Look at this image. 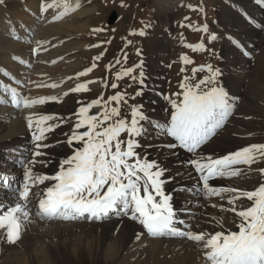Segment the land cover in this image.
I'll return each instance as SVG.
<instances>
[{
	"label": "snow or ice",
	"instance_id": "6c2138e0",
	"mask_svg": "<svg viewBox=\"0 0 264 264\" xmlns=\"http://www.w3.org/2000/svg\"><path fill=\"white\" fill-rule=\"evenodd\" d=\"M4 4L5 0H0V5ZM79 6L77 3L76 7ZM52 8L62 9L53 16V21L75 11L70 0H51V3L42 2L39 5V11L44 13ZM100 30L94 29L97 32ZM196 31L209 33V25L205 23ZM139 35L143 36L145 32L141 31ZM207 40L209 43L214 42L217 35L211 33ZM36 43L40 44L39 41ZM185 47L193 52L208 51L215 54L210 47L206 48L204 40L186 44ZM32 51L35 54L39 48ZM137 54H140L139 51ZM95 59L99 60L100 57ZM180 60L185 65L194 63L187 55H181ZM20 63L26 62L21 60ZM95 67L93 64L80 71L76 74L77 78L87 77ZM183 71L185 69L182 68ZM133 72L134 67H127L116 73V79L131 76L132 80H136ZM198 72H207L208 75L196 80ZM3 75L7 77L9 73L4 71ZM143 76L141 72V84L144 83ZM220 76L221 69L213 68L211 64L193 68L192 75H185L180 82V91L166 97L170 110L164 122L152 119L143 110V105H131L130 114L123 115L120 105L127 104L128 99L121 91H116L106 100L104 97L92 100L79 107L67 120L58 114L29 116L27 127L32 132L33 147L28 155L14 158V163L21 168L22 178L13 184L10 180V176L15 178L12 173L0 174V182L4 190L9 192L8 198L13 201L0 203V232L3 233L0 240L15 245L22 239L24 230L32 222L30 205L34 204L35 216L40 220H105L112 215L127 217L140 226V232L135 235L137 241L145 234L152 238H186L202 245L206 264H264V183L253 190L210 183L218 178L231 179L247 175L252 171V165L264 160V143L229 150L219 156L204 153V146L218 136L237 106L238 98L218 82ZM15 83L23 85L20 80ZM92 83L93 80L77 83L69 91L88 92V85ZM38 86L57 87L55 83ZM3 88L10 95L11 104L17 108L22 106L27 109L46 102H61L57 96L28 98L22 96L17 87L3 85ZM111 88L118 89V84L111 83ZM141 94L137 92L136 96ZM67 95L69 92L64 93V96ZM131 99H135V96ZM0 103L6 101L0 100ZM94 107L100 110L90 114ZM72 117L75 118L74 123ZM64 123L69 124V131L63 133L64 139L54 138L56 130ZM149 129L159 141L160 152L182 149L190 154L185 164L194 171L200 184L196 189L197 195L225 201L227 207L220 203H213L211 207L233 213V224L238 230L226 231L224 217L219 220L212 217L221 229L214 232L193 231L191 226L182 230L178 226L185 224V221L178 219L173 196L165 191L168 182L166 173L169 170L159 161L142 156L138 151L141 147L140 138ZM122 134H126V138ZM50 136L53 138L50 139ZM60 147L70 149L71 154L59 157L55 149ZM172 154L175 155V152ZM50 167H55L52 174L39 170ZM257 171L264 177V168ZM180 190L193 191L188 187H181ZM245 200L250 204H245Z\"/></svg>",
	"mask_w": 264,
	"mask_h": 264
},
{
	"label": "rangeland",
	"instance_id": "374dc122",
	"mask_svg": "<svg viewBox=\"0 0 264 264\" xmlns=\"http://www.w3.org/2000/svg\"><path fill=\"white\" fill-rule=\"evenodd\" d=\"M85 1L87 4H82ZM204 1L206 4L197 3L196 0H183L181 3L177 2L176 4L167 2L161 3L160 0H70L74 8L76 4L79 3V7L91 6L92 8L96 7V10L88 14L78 15L76 12L82 11V9L76 7L73 13L69 12V14H73L72 16L67 14L59 20H44L45 24L41 25L39 21L41 18L37 17L35 14L36 12L40 13L37 8L40 5L39 2L48 3L47 0H35L36 3L33 2L32 4H30L29 0H5L6 4L0 5V7L7 9V13H9L12 18L18 17V19L16 20V27L13 29H11L12 24L10 22L8 23L7 21L5 24L2 19L0 20V48L9 46L10 40H12V42L19 44L16 48L22 51L20 54L21 56L24 54L25 57H31V54L28 56L27 52H31L29 48L34 42V44L31 45V49L39 48V52L33 53V55H36L33 61L35 62L38 60L37 63H39L38 69L35 68L34 73L40 74V77L42 74L41 79L39 78L38 80L49 79L47 81H49L48 85H50V83H54L53 81L55 80H53V77L56 75L57 84L62 82V79H65L61 86L64 89L66 86L71 87L68 85L72 80H79L76 74L83 71V67L86 69L88 66L93 64L96 65L92 71L94 74L91 72L86 78L87 81L93 78V80L96 79L99 82L92 83L94 86L89 87L88 92H70L69 95L64 98L62 97V104H64V106H61L59 102L56 104L57 107H61V113H58V109L56 113L65 119H68L73 112L78 111L79 107L91 103L94 99L100 98V95L101 97L104 96L106 100L109 96L114 95L116 91H121L125 93L128 99L127 104L120 105L123 115L128 116L130 114L131 105H143L144 107H149L145 108V113L158 116L155 120L160 121L159 117L161 118L162 116L167 118L169 115L170 105L166 97L180 91V82L185 75H192L190 72L193 66L195 67V65L201 63H209L213 68L219 67L221 69L222 76L218 78V82L224 87L227 84L229 91L234 92L235 97L238 98L233 116L230 117L228 123L216 138L227 141L238 147L264 143V0ZM22 4H24V7H21ZM190 4H192L191 9L187 11ZM25 5L29 8V12L31 6H37L36 11L32 12V15L26 16ZM199 5L202 9L204 5L207 6L204 22V13L200 11ZM193 7L196 8V11H193ZM58 10L61 9L52 8L48 11L56 12ZM111 14L117 16L115 22L109 21ZM254 14H257V24L254 19ZM23 15L25 16L22 22L19 20V17ZM0 16H2V14H0ZM33 16L38 22V26L36 30L33 29L29 31L30 34L35 31V34L32 42L28 44L27 42H29L28 39L30 40V38H25L28 33L24 31L22 27L24 26L26 29L27 26H29V18ZM186 17L188 19H185ZM36 21L33 22L32 25L35 26ZM69 22H71V26L65 28L64 25L66 24L67 26ZM205 23L210 27L209 33L206 36L202 35V31H196V29L201 28ZM80 25L86 27L83 32L70 30ZM86 25H88V27ZM181 25H183V27H181ZM189 25H191V27H189ZM95 26L97 29L101 30L98 32L94 31V29H96ZM21 30L25 33V35L21 34L22 44L17 42L13 37L15 32ZM141 31H144L145 35H139ZM250 31H253L255 34L249 35L252 34ZM131 33L136 34L133 35ZM211 33L217 35V40L209 43L207 37ZM168 35L172 36L168 37ZM110 36L113 37L112 40ZM166 37L169 40H166ZM35 40L36 42H40L37 47ZM201 40H204L206 48L210 47L215 54L203 51L193 52L190 49H186V52L191 54L194 58V63L183 65L179 61L180 56L184 54L183 43ZM235 42L240 44L246 42L248 47L249 43H252L254 48H249L251 54H253L252 57L249 59L246 58L240 51L239 46H236ZM82 43L85 45L81 46ZM71 44L80 46L66 53L67 55L65 53L63 54L61 52L62 49L66 46H71ZM45 46L47 47L44 48ZM7 49L9 48L7 47ZM7 49H0V55L7 58L9 66H11L10 71H14V75L18 77V79L22 78L23 82H25V77H19L21 71L23 73V70L20 69L21 66L18 68L19 64L17 61L15 62L14 58L13 61H10L14 52L9 51L8 54L11 56L7 55L5 52ZM25 49L27 50L25 51ZM42 50L46 51L40 53ZM138 51L140 53L139 55L137 54ZM47 55L50 57L54 55V60L57 59L58 62L56 64H51V62L46 59ZM17 56H19V54ZM97 56L100 57L99 60L95 59ZM115 56L120 61L119 64L116 63L117 60H115ZM125 57H127V59H125ZM45 60L46 62H44ZM64 60L67 61L65 62ZM63 61V65H60L61 69L54 71L56 73L49 72V75L46 71L40 73L39 68L43 65L47 67L51 64V66L53 65L55 67L58 64H62ZM123 64L125 65L123 66ZM137 65H141V67H136ZM71 67H74L73 72L70 70ZM127 67H134L132 75L136 76V80H132L131 76H126L117 80L116 73L121 72ZM182 68L185 69V71L181 72ZM3 69L4 66L2 67L0 64V79L5 82L2 72ZM25 72L28 75L29 73L32 74L30 70ZM141 72L144 73L143 80L150 77L153 81L152 83L151 80L150 82L146 80V87L151 86L153 90H158L161 86L163 87V98H159L156 94H152L149 100L145 102L142 98L143 93L136 96L137 92H141ZM53 73L55 74L54 76H52ZM91 74H93L94 77H91ZM203 74L204 75L196 74V80L208 75L207 72H203ZM81 79L82 78H80V80ZM83 81L87 82L85 80H81L80 82L83 83ZM113 82L118 84V89L114 90L111 88V83ZM38 84L40 85L41 83L36 81L34 86L33 83L26 85L23 88L22 94L28 96L30 86L32 88L31 90H35L41 87L38 86ZM52 89L53 87L51 89L48 88L50 91H48V93L44 92V95H50L49 93L52 95L54 93ZM133 96H135V99H131ZM29 97L34 98L32 95ZM39 97L41 96L36 98ZM158 98L160 100H158ZM151 101H155L153 105L152 103L149 104ZM50 103L52 102H48V109H52ZM2 106L3 107L0 109H3L5 104H2ZM155 107H157V109L153 111ZM30 110L29 108H20V112L16 113L9 122L11 123V121L18 120L21 116L19 115L20 113L22 115L28 114L27 111ZM94 110L99 111V108ZM146 110L148 111L146 112ZM165 111H167L165 115L161 114V112ZM156 113H159V115ZM149 116L151 117V115ZM74 121L75 118L72 117V122L74 123ZM22 126L29 129L27 124H23ZM66 126L69 128L68 123H66ZM3 128L4 127H2L1 130H3ZM2 133H4V131L0 132V135ZM148 133V135L146 134L147 138L153 134V131L149 129ZM122 135L126 138V134ZM216 138L209 144L216 141ZM141 140L147 141L148 139ZM139 151H142L146 156L142 148ZM1 153L3 152L1 151ZM259 168H264V160H260L252 165V171L247 175L242 174L240 177L233 178V181L236 182V187L250 190L256 186L258 187L261 182L264 183V177H261L257 171ZM244 203L250 204V202L246 200ZM110 220L113 221L110 218L108 222ZM106 233L108 232L106 231ZM24 242L26 243L28 241ZM5 243L7 244V242ZM0 245H2L1 242ZM50 264H119V260L118 257H107L101 253V249L98 250L95 245L92 248L82 245L76 249L66 247L56 251L54 255L51 256Z\"/></svg>",
	"mask_w": 264,
	"mask_h": 264
},
{
	"label": "bare ground",
	"instance_id": "6f19581e",
	"mask_svg": "<svg viewBox=\"0 0 264 264\" xmlns=\"http://www.w3.org/2000/svg\"><path fill=\"white\" fill-rule=\"evenodd\" d=\"M29 1L30 4L35 2V0H29ZM160 1L161 3L167 2L170 4L172 3L176 4L177 2L181 3L183 0H160ZM36 7L37 6L35 5L31 6L30 15H32V12L36 11ZM37 8L39 9V7ZM61 10L58 11L60 12ZM95 10L96 7L93 8L86 7V9L84 8L82 11L77 12V14L78 15L87 14L90 12H94ZM58 11L56 12L48 11V13H44V12L41 13H43V15L47 14L49 18L53 19V16L59 13ZM0 14H2V16H0V20L2 19V21H4L3 23L6 24V22L8 21V23L10 22L14 24L13 21L14 18H12V16L9 13H7V9L0 7ZM70 15L72 16L73 14ZM71 22H69L67 26L65 24L64 27L66 28L68 26H71L70 24ZM32 26L34 27V25ZM86 26L88 27V25ZM85 29L86 27L84 25H80V26H75L73 29L70 30H77L79 32L81 31L83 32ZM25 38L28 37L26 36ZM83 45L85 44L82 43L81 46ZM18 46L19 44H17L16 42H12V40H10L9 46H7L9 49H7V47H1L0 49H4V48L7 49V51L5 50L7 55H10L8 54L9 51L21 54L22 51H19L16 48ZM79 46L80 45L71 44V46L64 47V49H62L61 52L63 54L64 53L66 54L69 51ZM46 47L47 46H45L44 48ZM54 57H55L54 55L53 57L47 55L46 59L50 61L51 64H56L58 60L57 59L54 60ZM21 60L25 61L26 63H20ZM17 61L19 62V65L20 64L23 65V66L20 65L21 66L20 69L23 70L21 77H25V82L30 81L29 83H33V81L35 80L38 81L39 78L41 79L42 74L40 77V74L34 73V69L37 68L39 64L37 63L38 60L34 62L31 57H25L23 54L22 56L19 55ZM52 61H55V63H53ZM64 61L66 62L67 60ZM64 61L62 62V64H58L55 67L53 65L51 66V64H49L47 67L43 65L42 67L39 68L40 73L46 71V73L48 74L49 72H54L55 70L58 69L60 70L61 69L60 65H63ZM0 62H2L4 67H6V69L8 68L9 62L7 61L6 57L4 58L2 55H0ZM44 62H46V60ZM83 68L82 70L87 69V68L86 69ZM29 70L32 73L31 76H29L25 72ZM70 70L73 72L74 67H71ZM12 72H13L12 70L8 72L9 75L6 78H4L5 81L7 82L6 85H9L10 87H17L18 91L21 93L23 91V87L17 85L15 81L20 80L23 82V79L22 78L18 79V77L16 78L15 76L12 75ZM54 73L52 76L55 75ZM92 73L94 74V72ZM93 74H91V77H94ZM53 80H55L53 82L57 86H59L60 83L57 84L56 75L55 77H53ZM81 80L87 81V78L84 77ZM81 80H79L78 83H81L80 82ZM146 80L149 82L151 80V82L153 83L152 79L148 77L144 79V83L142 84V88H141V93H143L142 94L143 101L147 102L150 98V95L152 94H156L157 96H159V98H163L162 96L163 87L161 86V88H158V90H153L151 86L146 87L147 86V83L145 82ZM93 81L95 83L97 82L96 79H94ZM83 83H87V82L83 81ZM3 84L0 85V87H2L0 91V97L5 93ZM48 84L49 81H46L43 85H48ZM92 86H94V84H92ZM48 88L51 89L52 87L43 86V88H40L39 90L31 91L30 89L32 88L30 86L29 92L34 98L38 96L44 97L45 96L44 92L48 93V91H50L48 90ZM70 88L71 87H66L64 90L61 91L65 93L67 92V89ZM61 91L57 95L56 92H54L52 95L51 93H49L50 95L47 96H57L59 99L60 97L64 98V93L61 94ZM159 98L158 100H160ZM154 102L155 101L153 102L151 101L149 102V104L152 103L153 105ZM7 103L11 104L10 99L9 102ZM50 104L52 105L53 108L57 103L52 102ZM48 106H49L48 102H46L44 105L41 106H35L34 109L31 110L32 111L31 115H28L27 117L21 115L18 120L11 121V123L8 122V120H10L11 117H13L16 114L15 111L7 108H3L4 110L0 109V132L4 131V133L0 135L1 136L0 137V174L11 173V170L14 171L15 168H18L17 167L18 164L14 163V158H19L20 157L19 154L27 155L29 151L32 149L33 147L32 132L30 129L24 128L22 125L27 124V118L29 116L35 117L36 114H42L43 112H44L43 114H52L53 112L50 111L51 109H48ZM61 106H64V104H61ZM156 109L157 107H155L153 111H155ZM143 110H145V107ZM96 111L97 110L92 109L90 110V113H96ZM156 114L159 115V113ZM159 119L160 122H162L165 120V117L161 116V118L159 117ZM2 127H4L3 130H1ZM63 133L65 132L56 131L54 138L63 140L64 139ZM52 138L53 137L50 136V139ZM140 143H141V147L138 149V151L141 150L142 148L149 159L159 161V163L162 166H164L169 170L168 173H166V176L168 177V182H166L165 191L173 196L174 208L178 210L180 204L183 201L185 204L188 203L187 205L183 204L182 205L183 207L179 209L178 215L182 216L183 217L182 220L185 221V224L180 226L182 230H187L189 226H191V229L193 231H197V232L201 230L206 232H214L221 230L219 224H217L215 220H212V217H216L217 220H219L220 217H224L226 231L229 229L238 230L233 224V219H234L233 213L221 212L219 208L211 207V204L213 203L225 204V207H227L225 201H219L218 198H211V199L202 198L199 195H197L196 189L200 187V184L197 180L194 171H192V169L185 164V162L190 158V154L186 153V151L182 149L160 152L158 150L159 141L155 138L149 139L145 143L144 142H140ZM239 148L240 147L238 146H234V144L216 138V141H214L212 144L205 145L203 151L205 154L213 153L219 156L225 154L229 150H236ZM1 151L3 153H1ZM46 151L52 152L53 150L47 149ZM55 151L59 153V157H62L63 155L71 154L70 149L65 147H60L58 149H55ZM173 151L175 152V155L172 154ZM39 170L47 174H52L55 170V167H50L47 169L40 168ZM177 173H180V175L177 176L176 175ZM187 173H191V175ZM14 175H16V173ZM10 180L12 181V176H10ZM233 182L234 181L231 179L218 178L211 181L210 183H212L214 186L236 187L235 184L236 182L234 183ZM181 187L192 188L193 191L192 192L181 191L180 190ZM0 188H2V190H0V203H4V204L12 203L13 201L8 198L9 192L4 190L2 182H0ZM253 189L254 188L250 190ZM30 207H32V216H31L32 222L28 224L26 229L24 230L22 239L19 242H17L15 245H11L8 243L6 244L5 243L6 241L0 240V242L2 243V245H0V264H33V263L50 264L51 256L54 255L56 251L62 250L66 247H71L76 249L77 247L82 245H86V247L88 248L89 247L92 248L95 245L97 249L98 250L101 249V253H103L107 257H118L119 264H206V261L203 256L202 245H197L196 243L191 242L186 238L176 237V236H163L158 238H152L145 234L142 236L141 240L137 241L135 239V235L138 232H140V226L137 223L128 220L127 217L120 218L115 215H112L115 218V220L114 221L110 220L109 222L107 221V219L88 220L86 218L77 221H59V220L48 221V220H40L35 216L36 208L34 204L30 205ZM106 231L108 233H106ZM2 235L3 233L0 232V236ZM24 241H28V242L25 243Z\"/></svg>",
	"mask_w": 264,
	"mask_h": 264
},
{
	"label": "water",
	"instance_id": "95a60500",
	"mask_svg": "<svg viewBox=\"0 0 264 264\" xmlns=\"http://www.w3.org/2000/svg\"><path fill=\"white\" fill-rule=\"evenodd\" d=\"M111 19H112V20H114V19H115V16H114V15H112Z\"/></svg>",
	"mask_w": 264,
	"mask_h": 264
}]
</instances>
